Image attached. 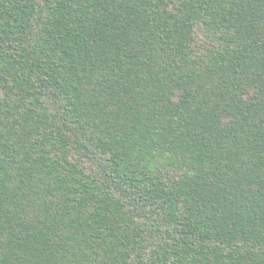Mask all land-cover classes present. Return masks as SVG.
Returning a JSON list of instances; mask_svg holds the SVG:
<instances>
[{
    "label": "trees",
    "instance_id": "obj_1",
    "mask_svg": "<svg viewBox=\"0 0 264 264\" xmlns=\"http://www.w3.org/2000/svg\"><path fill=\"white\" fill-rule=\"evenodd\" d=\"M0 264H264V0H0Z\"/></svg>",
    "mask_w": 264,
    "mask_h": 264
}]
</instances>
